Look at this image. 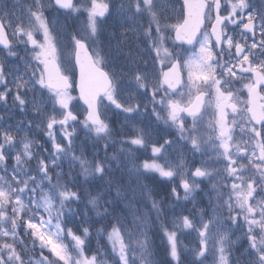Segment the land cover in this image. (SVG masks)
<instances>
[{"label": "snow or ice", "instance_id": "obj_1", "mask_svg": "<svg viewBox=\"0 0 264 264\" xmlns=\"http://www.w3.org/2000/svg\"><path fill=\"white\" fill-rule=\"evenodd\" d=\"M0 264H264V0H0Z\"/></svg>", "mask_w": 264, "mask_h": 264}, {"label": "rangeland", "instance_id": "obj_2", "mask_svg": "<svg viewBox=\"0 0 264 264\" xmlns=\"http://www.w3.org/2000/svg\"><path fill=\"white\" fill-rule=\"evenodd\" d=\"M116 2H118V0H116ZM119 18L118 17H114L112 20H110L109 22H111L113 25H115V30H114V32L113 33H115V40L112 42V44H111V46H112V48H113V51H114V49H115V45H116V42H117V40L118 39H121V37H120V32L122 31V29L119 27V24L117 23V20H118ZM125 51H127V49H125ZM23 118H29L28 116H25V117H23ZM120 147V146H119ZM118 147V148H119ZM117 148V149H118Z\"/></svg>", "mask_w": 264, "mask_h": 264}, {"label": "flooded vegetation", "instance_id": "obj_3", "mask_svg": "<svg viewBox=\"0 0 264 264\" xmlns=\"http://www.w3.org/2000/svg\"><path fill=\"white\" fill-rule=\"evenodd\" d=\"M114 30H115V27H114L113 25H109V27L106 28V34H107V36H109V33H110V32H113ZM18 115H19L18 113L15 114V115H14V119H16V117H17Z\"/></svg>", "mask_w": 264, "mask_h": 264}, {"label": "trees", "instance_id": "obj_4", "mask_svg": "<svg viewBox=\"0 0 264 264\" xmlns=\"http://www.w3.org/2000/svg\"><path fill=\"white\" fill-rule=\"evenodd\" d=\"M36 138L39 139V134L36 136ZM158 251H159V255L156 257V259L157 260H162L163 259V256H164L163 250L162 249H159Z\"/></svg>", "mask_w": 264, "mask_h": 264}]
</instances>
